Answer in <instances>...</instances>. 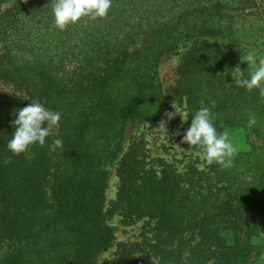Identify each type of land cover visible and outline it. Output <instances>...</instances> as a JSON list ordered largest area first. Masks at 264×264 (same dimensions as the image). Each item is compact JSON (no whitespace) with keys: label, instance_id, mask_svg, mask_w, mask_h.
<instances>
[{"label":"trees","instance_id":"1","mask_svg":"<svg viewBox=\"0 0 264 264\" xmlns=\"http://www.w3.org/2000/svg\"><path fill=\"white\" fill-rule=\"evenodd\" d=\"M10 1L0 13V81L22 96L0 97V264H96L114 245L112 213L124 225L146 220L139 239L115 244L109 264H259L264 96L236 87L231 71L239 64L248 74L237 24L263 15L264 0H112L105 18L62 31L51 0ZM178 50L175 80L163 89L158 64ZM25 97L61 113L31 159L6 148ZM184 98L193 113L212 108L219 132H244L232 167L200 171L193 161L180 171L151 158L143 140L123 151L133 121L155 124ZM114 165L118 186L106 205Z\"/></svg>","mask_w":264,"mask_h":264},{"label":"clouds","instance_id":"2","mask_svg":"<svg viewBox=\"0 0 264 264\" xmlns=\"http://www.w3.org/2000/svg\"><path fill=\"white\" fill-rule=\"evenodd\" d=\"M111 5L112 0H51L50 7L54 26L62 31L84 17L93 20L105 18ZM240 58L247 63L249 71L245 75L239 64L232 69L231 75L236 87L248 91L259 89L261 96H264V59H260L255 51H249ZM24 99H29L30 103L15 109V118L11 122L14 131L6 148L12 155L25 154L27 159H31L30 148L33 145H45L46 138L52 134L53 128H59L61 113L47 108L37 100L27 97ZM171 107L174 111L166 113L169 120L178 115L183 124L191 117V123L184 130L181 140L187 143L189 149L195 150L194 156L201 161L198 165L200 171H205L207 166L214 164L221 169L232 167L239 145L230 139L228 131L217 130L212 108L203 106L193 113L186 98L181 102L174 101ZM255 123V116H249L247 126L252 127ZM159 131H166L163 122ZM54 144L56 147H62V140L56 139Z\"/></svg>","mask_w":264,"mask_h":264},{"label":"rangeland","instance_id":"3","mask_svg":"<svg viewBox=\"0 0 264 264\" xmlns=\"http://www.w3.org/2000/svg\"><path fill=\"white\" fill-rule=\"evenodd\" d=\"M12 2L9 0L0 5V13H3L6 9L11 7ZM246 18L238 21L236 38L240 42L238 55L245 56L249 51H255L260 59H264V13L261 16L248 15ZM225 41V40H222ZM179 51L165 56L158 64L157 78L162 85L163 89L168 88L173 84L175 80V67L179 61ZM246 67L247 63L245 62ZM249 71V69H248ZM19 95L22 96V92L11 84H7L0 81V97ZM176 101V100H174ZM170 111H174L171 107ZM180 102V101H177ZM163 122L166 131L161 133L159 131L160 125ZM181 122L179 116H175L171 120L165 115L159 122L151 124L143 120H135L129 125L127 132L124 136L122 144L123 151L134 140L144 141L147 148V153L151 158L161 157L168 162L175 164L178 170L182 171L186 165L190 162L197 161L198 165L201 161L194 156V149H189L186 143L182 142L180 136ZM230 135V139L239 145V149L246 146L245 134L239 128H230L227 130ZM53 137L55 136V128L52 130ZM122 151V153H123ZM116 165L110 172L108 184L106 188V205L115 198L116 190L118 186V177L116 175ZM110 223L114 226L115 240L114 245L110 248L102 251L96 261V264H109L112 259L115 250V244L122 240L139 239L142 233V219L131 224L124 225L120 213H112L107 217ZM259 264H264V253L259 259Z\"/></svg>","mask_w":264,"mask_h":264}]
</instances>
